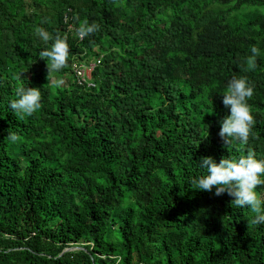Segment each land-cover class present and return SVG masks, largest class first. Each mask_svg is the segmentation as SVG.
I'll list each match as a JSON object with an SVG mask.
<instances>
[{"label":"trees","instance_id":"16d2710c","mask_svg":"<svg viewBox=\"0 0 264 264\" xmlns=\"http://www.w3.org/2000/svg\"><path fill=\"white\" fill-rule=\"evenodd\" d=\"M84 20L100 28L81 40ZM36 26L67 35L68 67L48 74ZM23 70L42 93L26 117L8 107ZM232 76L255 85L247 145L218 135ZM249 149L264 157V0H0V264H264V224L190 182Z\"/></svg>","mask_w":264,"mask_h":264},{"label":"clouds","instance_id":"9594fccd","mask_svg":"<svg viewBox=\"0 0 264 264\" xmlns=\"http://www.w3.org/2000/svg\"><path fill=\"white\" fill-rule=\"evenodd\" d=\"M100 25L84 20L77 28L75 34L79 39H84L97 32ZM35 35L45 47L38 52V56L46 61L48 74L59 72L68 67L70 56V45L67 35H61L59 32L53 34L44 27L36 26ZM251 55L247 58L249 70H255L257 67V57L260 55V49L256 45L251 46ZM91 65V69L98 64V60H89L86 62H72L70 69L73 72V65ZM14 74V79L20 81L15 87V98L12 99L8 107L14 114L22 116H31L42 107V93L39 87H28L23 82L24 72ZM75 82L79 85H91L85 79L79 81L74 72L72 73ZM255 92V85L249 81L247 76H232L226 85V91L222 94L223 105L230 109L220 121L218 135L225 144L238 141L241 145H247L250 137L259 139V134L253 132L256 123L252 111V105L249 103ZM206 138V137H205ZM10 142H17L21 137L14 131L8 132ZM201 168L206 170V174L191 179L194 189L213 192L215 196H221L227 193L232 197L230 204L237 208H247L250 211V217L247 219L249 225L264 224V193L257 189L264 186V157L258 158L255 151L249 149L244 154L238 156H221L219 162L211 156H202L199 161Z\"/></svg>","mask_w":264,"mask_h":264},{"label":"built area","instance_id":"2783aa9c","mask_svg":"<svg viewBox=\"0 0 264 264\" xmlns=\"http://www.w3.org/2000/svg\"><path fill=\"white\" fill-rule=\"evenodd\" d=\"M91 68V65L88 64V65H84V64H79V65H73V72L76 76V78L79 80V81H82L84 79V76H85V69H89Z\"/></svg>","mask_w":264,"mask_h":264},{"label":"rangeland","instance_id":"374dc122","mask_svg":"<svg viewBox=\"0 0 264 264\" xmlns=\"http://www.w3.org/2000/svg\"><path fill=\"white\" fill-rule=\"evenodd\" d=\"M88 71H89V69H85V74L88 76Z\"/></svg>","mask_w":264,"mask_h":264}]
</instances>
